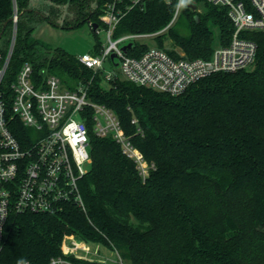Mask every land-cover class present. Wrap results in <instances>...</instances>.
<instances>
[{
    "label": "trees",
    "instance_id": "obj_1",
    "mask_svg": "<svg viewBox=\"0 0 264 264\" xmlns=\"http://www.w3.org/2000/svg\"><path fill=\"white\" fill-rule=\"evenodd\" d=\"M103 2L0 0L2 62L12 49L5 82L11 84L30 61L37 76L46 70L68 87L89 83L91 70L65 49L33 56L39 43L33 33L45 22L62 28L102 25ZM177 2L148 0L144 8H133L114 37L157 33V46L165 48L167 35L190 58L209 57L217 44L229 42L233 25L224 7L203 2L200 11L187 4L188 29L181 33L170 25ZM62 7L68 13L61 20ZM101 47L99 42L94 52ZM147 49L141 43L129 53ZM100 80L95 76L90 83L93 100L116 112L155 167L143 177L118 143L92 135V161L80 182L85 209L66 202L55 213L12 214L1 260L51 264L62 255L65 236L74 234L118 252L124 264H264L263 40L254 68L211 74L178 95L127 80L105 88ZM69 258L77 264H110Z\"/></svg>",
    "mask_w": 264,
    "mask_h": 264
},
{
    "label": "built area",
    "instance_id": "obj_2",
    "mask_svg": "<svg viewBox=\"0 0 264 264\" xmlns=\"http://www.w3.org/2000/svg\"><path fill=\"white\" fill-rule=\"evenodd\" d=\"M147 1L104 0L100 20L108 32V43L102 44L99 52L77 56L93 74L89 83L80 81L74 87H66L59 76L46 74V70L37 76L32 62L25 61L8 85L5 77L12 49L4 62L0 55V264H6L1 256L5 228L12 214L55 213L66 202L85 209L80 182L92 161V135L118 143L143 177L155 167L134 145L116 112L93 100L90 83L95 76L111 84L127 80L178 95L211 74L255 67L259 40L264 42V0H202L224 7L233 30L227 44H217L209 57L195 58L186 57L176 48L159 46H149L141 55L129 53L136 45L134 39L157 33L114 37L120 20L133 8H144ZM183 1L178 0L177 13ZM190 3L200 10L195 0ZM17 20L16 11L14 22ZM173 20L174 17L170 25ZM90 25L93 28V22ZM100 27L99 24L97 34ZM129 43L132 46L125 51L124 46ZM108 60L119 68L121 76L105 69ZM61 246L62 255L53 257L51 264H77L69 256L89 262L111 260L101 255L100 249L94 251L99 257H90L88 242L74 234L66 235ZM116 253L118 259L113 262L124 264ZM16 264L32 263L20 260Z\"/></svg>",
    "mask_w": 264,
    "mask_h": 264
},
{
    "label": "rangeland",
    "instance_id": "obj_3",
    "mask_svg": "<svg viewBox=\"0 0 264 264\" xmlns=\"http://www.w3.org/2000/svg\"><path fill=\"white\" fill-rule=\"evenodd\" d=\"M189 0H184L181 4V7L177 13H175L173 24L174 27L181 33H186L188 29V19L184 13V7L188 4ZM34 6L44 7L42 4L34 3ZM198 6L200 11H204L203 2H199ZM46 10V9H45ZM63 14L61 15V20L67 15V9L62 7ZM63 21H61L62 23ZM34 37L39 41L37 44V49L34 51L33 56L41 55H51V51L55 48H62L68 52L80 55L84 52L95 53V46L100 42L101 44L108 43V32L104 25H101L100 31L98 34L95 33L94 29L91 27L90 22H85L81 25H78L75 28H62L60 26H54L49 22H45L40 25L36 31L33 33ZM165 46L168 48H176L177 51L184 52L178 45L175 44L172 38L167 35L164 36ZM129 41H126V43ZM158 38L156 36L141 37L133 40L134 44L145 43L149 46H157ZM175 49V50H176ZM105 69L107 71L119 74L121 76L120 70L114 65L111 60H108L105 64ZM46 74H49L46 71ZM63 84L67 87L68 83L63 79ZM101 86L108 88L111 83L107 79L101 78ZM91 247V252L88 253L90 257H99L94 254V251L100 249V254L109 257L110 264H114L113 260H117V253L113 252L103 244L98 243H88ZM113 259V260H112Z\"/></svg>",
    "mask_w": 264,
    "mask_h": 264
},
{
    "label": "water",
    "instance_id": "obj_4",
    "mask_svg": "<svg viewBox=\"0 0 264 264\" xmlns=\"http://www.w3.org/2000/svg\"><path fill=\"white\" fill-rule=\"evenodd\" d=\"M189 7H191L193 10H197V5L194 3H190ZM195 18L197 19V21H199L198 15H196ZM93 28H94V30H96L98 28V23H96V22L93 23ZM131 46H132V43L127 44L126 46H124V50L126 51L127 49L131 48Z\"/></svg>",
    "mask_w": 264,
    "mask_h": 264
}]
</instances>
